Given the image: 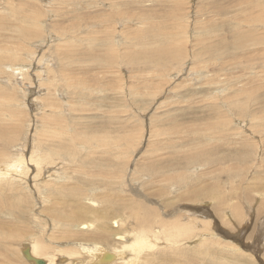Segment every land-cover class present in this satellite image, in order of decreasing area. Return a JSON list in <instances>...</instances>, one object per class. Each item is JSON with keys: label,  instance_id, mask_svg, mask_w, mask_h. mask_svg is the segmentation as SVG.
<instances>
[{"label": "rangeland", "instance_id": "1", "mask_svg": "<svg viewBox=\"0 0 264 264\" xmlns=\"http://www.w3.org/2000/svg\"><path fill=\"white\" fill-rule=\"evenodd\" d=\"M29 32L37 37L27 38L25 33ZM22 44H28L32 52H27L28 48L24 49ZM169 47L173 48L176 57L172 59L173 56L168 55V67L158 64V59L165 54L150 56L153 50ZM0 48L2 61L7 60L5 53L10 49L11 54L19 55L23 59L20 62L26 65L24 68L18 66L23 69L16 74L13 66L11 70L6 68L8 63L1 67L0 78L4 79L0 83V119L6 124L0 122V131L12 130L11 117L6 111L2 114V110H19L20 123H23L19 129L21 134L8 145L9 156L5 158L11 160L21 154L27 160L33 145L51 146L46 140L43 120V114L50 110L46 108L49 99L58 104L63 99L72 102L71 107H66L73 110L67 115L71 119L67 118V123H70L69 130L81 136L76 149L78 154L63 163H66L64 171L69 178L65 183L71 187H90L85 192L102 203L85 202L96 208L101 209L105 200L115 201L118 197L123 200L128 194L134 195L127 185H137L131 180L132 172L155 161L157 154H161L162 159L165 157L163 161L159 159V168L163 170L167 165L164 161L168 159V162L176 163L175 168L169 167L176 173L180 163L183 170L187 168L183 165L184 157L205 150L209 155L202 154L201 165L197 163L191 168L193 171L189 169L193 174H183L185 178L198 180L191 189L185 190V194L199 193L200 189L202 193L211 192L206 202L199 203L208 212L201 216L208 223L207 230L200 233L201 238L210 234L218 236L224 243L235 241L247 253L241 260L236 257L239 253L232 250L235 245L225 248L226 244L218 243L211 247L214 249L211 260L206 245L197 250L193 243L186 244L183 251L186 255L207 252L203 264H264L261 255L264 254V0H0ZM15 49L20 51L19 54ZM147 49L148 52L151 50L150 54ZM62 72L67 79L73 78L72 87L65 82ZM55 89L56 94L49 96ZM9 96L14 99L12 105L15 108L10 107ZM34 99L36 101H32ZM64 105L68 104L65 102ZM212 124L213 131L209 130ZM131 133H136L137 138L124 149L129 151H122L126 153H122L121 158L113 156L108 164H104L107 153L98 147V141L107 137L116 142ZM60 136L54 143H62L64 149L65 139ZM137 140L141 141L139 145ZM177 150L186 155L180 157ZM211 158L218 159V165L214 161L213 166ZM63 165H57L59 172ZM29 168V172L22 175L23 181L12 175L9 177L13 191L7 178L0 182V194L5 198L2 201L9 202L12 207L8 210L19 209L23 213L20 216L10 212L6 217L10 228L16 226L12 221L25 220L23 229L15 228L21 235L17 244H31L36 238L33 234L39 233L40 217L43 218L39 213L43 205L51 204L42 198L47 195L46 191L39 190L49 179L48 173L43 172L34 179L35 168L33 165ZM109 175H114L122 184L104 187ZM81 179L88 182L80 184ZM148 179L145 175L140 179L145 185H138L141 189L134 195L135 199L143 200V192H155ZM95 185L98 189L92 188ZM177 187L171 191V196L180 195ZM162 198L157 197L154 201L162 202ZM220 198L225 201L222 206L226 205V210L240 203L245 222L239 225L224 211H219L217 202ZM69 201L64 205L66 208H69ZM184 205L180 200L171 206L168 215L162 216L169 217L178 208L186 215L185 209L193 211L195 208L187 204L184 209ZM224 215L228 224L221 219ZM87 216L92 217L90 213ZM42 221L46 223L44 219ZM70 231L69 238L57 240L61 244L52 242L51 245L66 248L74 245L82 251L79 262L88 263L93 254L87 248L89 243L85 235L91 230L72 228ZM44 237L48 239L49 235ZM69 241L77 244L63 243ZM110 242L114 246L112 238ZM17 244L3 247L0 242V249L3 247L5 251V256H0V263H33L24 257ZM158 259L157 262L162 261V258ZM197 262L201 264L200 259Z\"/></svg>", "mask_w": 264, "mask_h": 264}, {"label": "bare ground", "instance_id": "2", "mask_svg": "<svg viewBox=\"0 0 264 264\" xmlns=\"http://www.w3.org/2000/svg\"><path fill=\"white\" fill-rule=\"evenodd\" d=\"M14 10H15V8H14ZM32 14L34 15V12ZM3 18H4V16H3ZM24 19H26V17ZM33 19H35V18H33ZM27 23H26V26L28 25V27H29V24H27ZM22 24L23 23H21V25ZM27 31H29V29ZM25 36L29 39H32V40L37 37V36H35L34 33H30V32L25 33ZM58 39H59V37H58ZM60 40H61V38H60ZM8 46H10V45H8ZM22 46L24 49H27L29 47L28 44L26 46L24 44H22ZM62 46H64V45H62ZM10 47H12V46H10ZM12 48H14V46ZM64 48H65V46H64ZM7 49H8V47H7ZM16 49H15V52H18V50H16ZM21 49L22 48H20V50ZM31 49H33V48H31ZM39 49L41 51V48H39ZM59 49H60V47H59ZM0 50L2 51L1 48H0ZM28 51H31V50H29V48H28L27 52ZM19 52L17 54H19ZM149 52L147 49V54ZM151 52H154V53H152V55L149 53L150 56L154 55L153 58L155 57V55L160 56L161 54L162 55L165 54V56L162 57L160 60L158 59V64H160L161 66H167L168 67L170 65V63H168V62H170L168 55L173 56L172 59H175V57H176V55H173V48L172 47H169L168 49L163 48V50H153ZM3 53H4V51H3ZM144 53H146V50H144ZM144 53H142V54L146 55ZM5 54L6 55L4 58L7 59L6 61L5 60L2 61L0 58V73L1 74L3 72L1 67L5 63H8L5 66H6V68L8 66V69H10V70L12 69L10 67L13 66L12 70H13L14 74H16L15 73L16 71H20L21 67L19 68L18 66H22L23 68L26 66V65H23L24 63L20 62L23 59H21L19 57V55L16 56V55L11 54L10 49L7 50V53H5ZM40 55H39V57H40ZM0 57H2V56H0ZM44 58H45V56H44ZM152 60H154V59H152ZM33 63H34V61H33ZM132 63H133V61H132ZM142 63H146V62L142 61ZM5 66H3V67H5ZM23 68H21V69H23ZM178 70H179V68H178ZM52 72H54V71H52ZM173 72H174V70H173ZM25 74L26 73H24L23 76H25ZM47 75H48V73H47ZM57 75H59V74H57ZM62 77L68 85H70L71 87L74 85V84H71V82L73 81V78L67 79L66 75L63 72H62ZM17 78H18V75H17ZM53 78H55V77H53ZM2 79H4V77L0 78V83H2ZM44 81H46V80H44ZM46 84H47V82H46ZM75 86L78 87L77 85H75ZM65 89H66V87H65ZM73 89H71V90H73ZM48 91H50V90H48ZM56 92L57 91L55 89V91H53L52 93H49L48 95L49 96L55 95ZM58 92L61 93V90H58ZM32 94H33V92H32ZM29 96L33 97L32 95H29ZM50 98H52V97H50ZM62 98H63V96H62ZM7 99L11 100V102L9 104L10 107L12 106L13 108H15L12 105V101L14 100V99H12V96L7 97ZM32 101H36V100L34 99ZM65 102L68 105L65 106L64 105ZM34 103H37V102H34ZM46 103H47V105L45 104L46 108H50V110L47 109L46 113L48 112V114H46V113L43 114V120L45 121L44 122V129L46 130V140L50 142L51 146L48 148L45 145L44 146L33 145V148L30 151V156L28 157L29 159H27V160L25 158H23V156H21V154L18 155L20 157H15L14 159H11V160L10 159L8 160L7 158H5V157L9 156V152L7 150V147H9L8 145L9 144L12 145V142L15 141V139L18 138V135L21 134V131L19 129H20V125H22L23 123L22 124L20 123L21 122V112L19 110L18 111H15V109H13V110H10V109L2 110V114H4L6 111V113L9 115V117H11L12 130L10 129L11 131H8L6 129H3L0 131V146L2 148L0 150V182H2L4 179L7 178L8 183L10 185V190L13 191L11 188L12 187L11 186V180H9V177L12 175V177L13 176L18 177V179L20 178V180L23 181L24 179L22 178L23 177L22 175L27 174L29 172L30 165H33V167L35 168L34 169L35 174L33 176L34 179L36 177H38L40 174H43V172L48 173L47 177L49 179L46 178L47 180H45L43 182L45 184V186L41 187V188L39 187V190L40 189L45 190L47 195H45V197H42V198H44L45 202L46 201L51 202V204L49 206L43 205L42 210L39 213V215L42 216L43 218L40 217V220L38 222L39 233L33 234V236L36 238L31 241V244L23 243V242L21 244L20 243L17 244L16 242L20 238L21 235L15 231V228L20 227V229H23L25 220L16 219V220L12 221L16 226H13L10 228V222H7L6 217L8 215H10V212L11 213H17L20 216H22L23 213L19 209H15L13 211L8 210V209H11L12 207L9 204V202L6 201L7 203H4L2 201L5 198L0 194V242L2 243L3 247L7 246L8 244H17V245H19V248H20L19 251L23 252L24 247L30 246L31 255L33 257H36L37 259L44 260L45 264H72L73 262H74L73 264H148V262H150L151 264H161L158 262H163V261L164 262L166 261V264H169V262L170 263L172 262V264H173L174 261H178L177 264H180L179 262H181V264L200 263V262H197V259H200L201 264H203L204 262H202V260L205 258L206 255H208V253L210 256V260H211V258H214L213 254H212L214 249H212L211 247L214 246V244L218 243L220 245L226 244L225 248L229 245H232V244L235 245L234 247H232V250L237 251L239 254H236V257H238L242 260V258L244 257V254L247 252L245 250H242V248H240V246L235 241H232L231 243L230 242L224 243V241H222L218 236H212L210 234H209V236H207L205 238H201L202 236L200 235V233L204 230H207V225H208V223L201 216H202V214L204 215L205 213L207 214L208 212H206V210L204 208H201L200 207L201 204H199V203L206 202V198L211 195V192L208 191L207 193H202V192H200V190H202V189H200L199 193L197 191H194V192L190 191V193H186V194L184 193L185 190H187L189 187H190L189 189H191L192 188L191 186H193L196 181L198 182V180L193 181L192 179H190L191 177L185 178L183 174L190 173V175H192L193 173H191V170H192L191 168H195V164H197V163H198L197 165H201L199 163L200 162L202 163V161L204 159L202 157V154L204 156L209 155L208 152L203 150L202 152L199 153V151H198L195 155L184 157L186 154H182L179 150H177L178 155L180 157H184L183 161H185V163H183V162L182 163L187 168L185 170H183L182 166H180L181 165V163H180L179 164L180 168H178L176 173H172V168H169L172 166H173V168H175L176 163L174 164V162H168V161H170L168 159H165L164 163H166L167 165L163 168V170H161L159 168V159H162V158H160L161 154H157V156L155 157L157 159L154 158L155 161H152V162L147 163L145 165L144 168H146L148 170V172H145L146 169L143 170L144 168L143 169H135V171L132 172L131 180L136 181L137 185H132V183L127 184L129 186V192H131L134 195L135 194L138 195L137 191H140V189H141L138 185L139 184L145 185V183L142 180L140 181V179L142 178L143 175L149 176V179H148L149 183H151L152 188L154 187L153 189H155V192L149 191L148 189L150 187H148V189L146 191H149L150 193L148 192V194H146L147 192H143L144 194H141V196H142L141 199H143L145 201L135 199L134 195L128 194V195H126V197H128L126 199L122 200L121 198L118 197L115 199V201L105 200V201H103V206L101 209L96 208V207H93L92 205H95L97 202H99L101 204L102 200L100 201L98 199L90 197L85 192V190L87 188H90V187H87V186H85V187L84 186H79V187L78 186H74V187L72 186L71 187V185L69 186L68 184L65 183L66 180L69 179L67 177V172L64 171V170H66L65 165H66L67 161L71 160L72 156L78 154L76 149L78 147V143H80L79 137L81 136L77 132H73V130H69L70 127L68 124H70V123H67V120L70 119V117H67V115L69 113H71L73 110L70 108H66V107L67 106L71 107L72 102L65 101V99H63V101H59V104H58L57 101H54L53 99H51V100L49 99V102L46 101ZM45 105H44V107H45ZM58 108H61L60 111L57 110ZM67 118H69V119H67ZM1 120L2 119H0V122H3V124H6V123H4L5 121H1ZM241 121H244V120H241ZM222 126H224V125H222ZM71 127H72V125H71ZM209 130H212V131L214 130L213 124L210 125ZM59 131L65 132L64 134H66V138H64L65 135L63 136L62 132H59ZM47 134H50V135H47ZM60 135H62L63 137ZM47 136H48V139H47ZM57 136L58 137L60 136V138L65 139L66 147H64V149L62 147V143H56V144L54 143L57 140ZM69 137H71V139H69ZM35 138H36V136H35ZM60 138H59V140H61ZM103 138H101L98 141V147H101L105 150V151H103V153H107V159L104 162V164H108L107 162L109 161V159L111 157L117 156V158H121L122 157L121 154L126 153V152H122V151H129V150H124V149L128 146V144H131L134 139L136 140L137 134L136 133L126 134L124 138H122L116 142L111 141L107 137H103ZM139 141L136 142L138 145L141 142V141L140 142ZM32 143H31V145H32ZM81 143L85 144V141H82ZM135 146H136V144H135ZM134 147L130 148V149L133 150ZM118 152H120V153H118ZM109 153H110V155H109ZM57 155H59V157H56ZM162 156L164 157L165 155L162 154ZM172 158H174V157H172ZM163 159H162V161H163ZM211 160H212L211 163H213V166L215 163H216V165H218L217 164L218 159L213 160L211 158ZM214 161H215V163H214ZM64 162H66L65 165H63ZM160 162H161V160H160ZM124 163H125V161H123V165H125ZM177 163H178V161H177ZM209 163H210V161H209ZM60 164L63 165V166H61L62 167L61 172H59L60 170L56 168L57 165H60ZM69 164L70 163H68V165ZM109 165H110V167L112 166L111 163H109ZM111 169L112 168H110V170ZM189 169H191V170H189ZM215 169L213 170V173L215 172ZM79 170H80V166L77 167V171H79ZM139 173H141V174H139ZM137 174L140 175V176L138 175V178L136 177ZM74 177H72V179ZM195 177L198 178L199 176L197 175ZM117 180L118 179H116L114 175H109L107 182H105V184H104V187L113 188V187L117 186L119 183H121V182H119L121 180H118V181ZM178 180H180V181L178 182ZM18 182H19V180H18ZM84 182H88V181L83 179L80 184H84ZM146 185H147V183H146ZM160 185H162L163 187ZM149 186H150V184H149ZM5 187H3V188H5ZM34 187H36V186H34ZM176 187L178 188V191L180 190L179 191L180 195L178 197H177V195L171 196V193H172L171 191L175 190ZM92 188L98 189L96 187V185ZM0 189H1V187H0ZM107 189L109 190L110 188H107ZM125 190L126 189L123 187V191H125ZM142 190H143V188H142ZM30 191H31V188H30ZM35 191H33V192H35ZM184 194H185V196H184ZM4 195H6V194H4ZM154 197L155 198H157V197L162 198L163 197L162 198L163 200H162V202H160L161 201L160 200L156 203L154 201V199H155ZM70 198L73 199L71 202L69 201ZM87 200L92 205L87 204L85 202ZM180 200L186 204V205H184L185 207L183 206L184 209L187 207V204H191L192 207H195L193 209V211H190L188 208L185 209L184 212L186 213V215H187L186 216L184 213L181 212L180 208H178L172 213L171 216L164 218L162 215H168L169 210L171 209V206L173 207L174 204ZM44 201H43V203H44ZM67 201L70 202L69 206H67L69 208H66L64 206V205H66L65 203ZM224 203H225V201H223V198H220V200H218L217 204H218L219 211L220 210L224 211V213L226 214L227 217L231 218L235 223H238L239 225L245 222V220H246L245 212H244L243 206H240L241 205L240 203L239 204L237 203L236 205L233 204L231 206L230 210H226V207H227L226 205L224 207L222 206ZM154 204L157 206H155ZM219 206H221V207H219ZM15 207L19 208L18 206H15ZM188 207H190V205H188ZM6 208H7V210H5ZM88 213H90L92 215V217H88L87 216ZM206 216H208V215H206ZM35 218H38V217L35 216ZM43 219L45 220L44 222H46V223H43V221H42ZM221 219H222L223 223H226V224L229 223V220L225 217V215L222 216ZM99 223L101 224V226L98 225ZM46 227H47V230H46ZM72 228H77V231H78V229L83 230V231H90L91 230V233L85 235V239L89 243L87 248L91 252V254H93L92 257L90 256L91 260H89L88 263L79 262V258L82 255V251L79 248L76 249V246H74V245L72 247H69V248L51 245L52 242H54L55 244H59V243L61 244L62 242H57V240H63L65 238L66 239L69 238L71 236L70 229H72ZM45 235H49V238L48 239L45 238L44 237ZM111 238L114 242V246H112V243L110 242ZM63 243H65V244L66 243L77 244V243H74L72 241L63 242ZM192 243L194 244L192 246H195V247L197 246L196 247L197 250H201L202 247L204 245H206L208 253L207 252L204 253L201 251V252H197L198 254H195V255H193V253L186 255L185 251H183L184 245L192 244ZM255 243L259 244V242H255ZM260 245H262V244H260ZM3 247H1V249H0V256H2V257H3V255L5 256V251L3 250L4 249ZM185 249H187V248H185ZM13 253H15V252L13 251ZM84 253L86 254V252H84ZM221 253H223V252H221ZM58 254L60 255L58 258L59 261H57V259H56L58 257ZM261 255H263V257H264V254H261ZM11 256L13 257V255H11ZM19 256H20V254H19ZM12 257L10 259H12ZM73 257L75 259L71 260V258H73ZM85 257H87V256H85ZM68 258H69V260H68ZM158 258H162L161 259L162 261L157 262L156 260H159ZM13 259H15V258H13ZM23 260H24V258H23ZM60 260H63L64 262L62 263V261H60ZM12 262H13V260H12ZM26 262H27V260H26ZM30 262H33V261H30ZM164 262H163V264H164ZM0 264H2V263H0ZM28 264H30V263H28ZM32 264H34V262ZM206 264H209V263H206Z\"/></svg>", "mask_w": 264, "mask_h": 264}, {"label": "water", "instance_id": "3", "mask_svg": "<svg viewBox=\"0 0 264 264\" xmlns=\"http://www.w3.org/2000/svg\"><path fill=\"white\" fill-rule=\"evenodd\" d=\"M23 254H24V256H25L28 260L33 261L34 264H45V261H44V260H42V259H37L36 257H33V256L31 255L30 246H26V247H24V249H23Z\"/></svg>", "mask_w": 264, "mask_h": 264}]
</instances>
